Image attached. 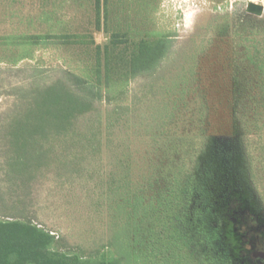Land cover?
I'll use <instances>...</instances> for the list:
<instances>
[{"label": "rangeland", "instance_id": "374dc122", "mask_svg": "<svg viewBox=\"0 0 264 264\" xmlns=\"http://www.w3.org/2000/svg\"><path fill=\"white\" fill-rule=\"evenodd\" d=\"M56 33L86 42L28 39ZM116 33L171 41L156 72L127 85L119 141L77 148L74 167L51 164L6 196L21 202L4 212L53 234L61 250L88 253L128 226L152 253L139 264H264V0H107L99 21L95 0H0V115L14 87L84 73L90 42ZM112 179L117 202L124 190L154 200L163 185V211L109 208Z\"/></svg>", "mask_w": 264, "mask_h": 264}, {"label": "trees", "instance_id": "16d2710c", "mask_svg": "<svg viewBox=\"0 0 264 264\" xmlns=\"http://www.w3.org/2000/svg\"><path fill=\"white\" fill-rule=\"evenodd\" d=\"M106 2L95 0L97 21ZM28 39L33 44L40 40L60 45L86 42L80 35L66 33L31 35ZM90 43L93 63L89 70H62L49 83H41L35 76L12 89V102L0 115V264H139L152 255L142 240L136 239L138 228L113 230L103 245L88 253L80 247L67 251L57 247L50 232L17 213L4 212L19 209L21 202L9 203L6 196L29 187L51 164H57L59 170L76 166L77 148L88 145L98 149L103 141L118 142L115 130L127 85L137 77L154 74L171 48L170 39L162 35L135 39L116 33L108 43ZM103 104L107 106L105 116L100 113ZM124 179L127 188L128 164ZM113 181L116 185L110 187L109 208L146 209L150 205L163 211V185L154 200L146 202L143 192L131 197L124 190L122 201L117 202L114 193L122 186ZM156 182L164 183L163 177Z\"/></svg>", "mask_w": 264, "mask_h": 264}, {"label": "water", "instance_id": "95a60500", "mask_svg": "<svg viewBox=\"0 0 264 264\" xmlns=\"http://www.w3.org/2000/svg\"><path fill=\"white\" fill-rule=\"evenodd\" d=\"M246 11L255 15H261L263 12V5L258 2L249 1L246 4Z\"/></svg>", "mask_w": 264, "mask_h": 264}]
</instances>
